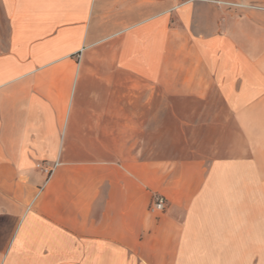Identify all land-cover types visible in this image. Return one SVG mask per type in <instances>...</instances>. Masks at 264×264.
Listing matches in <instances>:
<instances>
[{
	"label": "crops",
	"instance_id": "crops-1",
	"mask_svg": "<svg viewBox=\"0 0 264 264\" xmlns=\"http://www.w3.org/2000/svg\"><path fill=\"white\" fill-rule=\"evenodd\" d=\"M0 264H264V10L0 0Z\"/></svg>",
	"mask_w": 264,
	"mask_h": 264
},
{
	"label": "built area",
	"instance_id": "built-area-1",
	"mask_svg": "<svg viewBox=\"0 0 264 264\" xmlns=\"http://www.w3.org/2000/svg\"><path fill=\"white\" fill-rule=\"evenodd\" d=\"M212 2L220 7H226L229 9H246V8H255V9H264L254 5H245L243 3L234 2V1H226V0H207ZM59 162H56L52 167L43 168L44 171L50 176L55 169L58 167ZM167 206V200L164 196L159 194H153L150 210L153 213H162L165 211Z\"/></svg>",
	"mask_w": 264,
	"mask_h": 264
},
{
	"label": "rangeland",
	"instance_id": "rangeland-1",
	"mask_svg": "<svg viewBox=\"0 0 264 264\" xmlns=\"http://www.w3.org/2000/svg\"><path fill=\"white\" fill-rule=\"evenodd\" d=\"M259 6L261 7V5H259ZM262 10H264V9H262ZM261 189H262V186L261 185L257 184L255 186V192H256L257 198L261 197V194H262ZM241 191H246V186L243 187V190L241 188Z\"/></svg>",
	"mask_w": 264,
	"mask_h": 264
}]
</instances>
